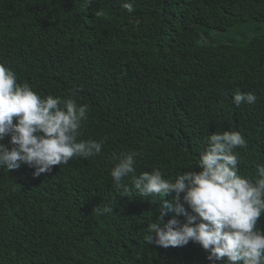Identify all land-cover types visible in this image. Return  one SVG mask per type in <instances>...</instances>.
<instances>
[{
	"label": "trees",
	"instance_id": "16d2710c",
	"mask_svg": "<svg viewBox=\"0 0 264 264\" xmlns=\"http://www.w3.org/2000/svg\"><path fill=\"white\" fill-rule=\"evenodd\" d=\"M124 2L0 0V63L42 97L75 93L89 106L79 139L104 142L38 177L0 169V264H211L194 242L147 243L163 197L115 187L114 157L139 152L137 175L174 178L229 130L248 141L241 175L264 164V0H131L132 13ZM237 91L257 102L237 107Z\"/></svg>",
	"mask_w": 264,
	"mask_h": 264
},
{
	"label": "clouds",
	"instance_id": "9594fccd",
	"mask_svg": "<svg viewBox=\"0 0 264 264\" xmlns=\"http://www.w3.org/2000/svg\"><path fill=\"white\" fill-rule=\"evenodd\" d=\"M122 8L134 12L131 0ZM233 102L255 104L257 96L237 91ZM89 106L78 104L76 94L42 97L28 83H19L16 73L0 63V169H18L27 164L34 176L49 173L54 166L75 158L98 156L103 141L82 140L81 129L88 120ZM7 140V143L5 142ZM248 141L238 131L215 132L206 137L195 170L164 178L156 169L136 174L139 152H121L110 169L112 184L126 195L163 197L150 224L148 244L183 247L194 242L207 253L211 264H264V164L257 165L255 177L243 176L238 167V148ZM130 178L132 187L123 181ZM171 195V202L165 197ZM153 202H157L152 200ZM169 210L175 215L165 223ZM101 213L110 207H97ZM182 216L181 223L176 217Z\"/></svg>",
	"mask_w": 264,
	"mask_h": 264
}]
</instances>
